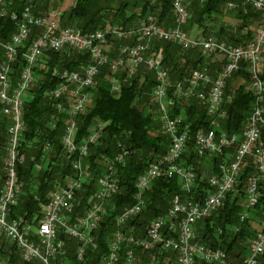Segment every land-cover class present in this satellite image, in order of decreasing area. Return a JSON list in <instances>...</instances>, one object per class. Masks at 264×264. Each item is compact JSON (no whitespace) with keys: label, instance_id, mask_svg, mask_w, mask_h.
Masks as SVG:
<instances>
[{"label":"trees","instance_id":"trees-1","mask_svg":"<svg viewBox=\"0 0 264 264\" xmlns=\"http://www.w3.org/2000/svg\"><path fill=\"white\" fill-rule=\"evenodd\" d=\"M51 1L8 0L6 5L9 12L19 13L26 5H30L35 13H43L50 7ZM85 1L76 0L67 19L64 20L63 18L62 23L69 25L70 21H75L76 27L82 32L93 31L106 26L104 25L106 21L96 20L98 13L80 19L88 14L85 10ZM224 2L225 0H205L203 2L188 0L190 13L188 20L196 23L203 34L206 31V27L203 25L205 18L215 19V15L222 13ZM123 6L113 11L114 19L112 21L117 22L123 28H128L133 25L131 24L132 19H136L137 15L135 13L123 14ZM140 10L142 16L152 11L156 13L159 23L168 27L173 25L172 0H157L154 5H151L149 0H145ZM234 11L236 12L235 17L241 20L240 23L234 28L220 24L216 35L221 40L233 45H240L250 39L249 25L259 22L262 18V12L240 6L236 7ZM109 23L114 22L110 21ZM16 28V21L11 20L9 16H0V43L8 41ZM41 30L38 27L32 28L28 40L19 46V53L12 67L14 77L24 63L22 53ZM151 51L159 60L158 64L164 70L165 77L171 84L167 89V106L170 115L181 116L182 125L189 127L190 134L179 164L186 167L192 166L196 172V178L190 191L182 189L181 179L176 175L172 177L161 176L154 179L150 187L144 192L145 204L142 212L129 218L121 226V230L125 234L134 236H144L148 222L155 216L164 214L175 196L181 200L192 199L201 202L211 189L207 179L202 174L204 158L210 155L212 170L216 173L219 162L230 160L237 146V144H232L220 154L210 152L203 155L197 154L195 132L200 127L210 128L211 118L207 115L206 103L194 97L186 100L183 97H178L174 93L172 83L183 81L185 76L202 62V55L199 52L198 54L196 50H185L175 43L164 40H154ZM115 53L116 50L112 57ZM2 60L3 49L0 45V62ZM88 60L87 53L48 50L43 53L34 68L35 78L30 89L34 97L23 107L24 129L18 147L24 159L22 163L17 164V171L23 182V188L15 206V213L24 214L29 220L36 217L35 213H39L40 204L47 201L48 192L53 185L62 183L72 171L70 158L66 156L61 143L67 115L56 113L52 107L54 100L47 95V90L58 82L59 77L54 72L57 73L64 69L80 71L82 66L88 63ZM214 63L211 60L209 62L212 66H215ZM111 74L108 64L100 68L92 86L88 88L89 102L76 116V143L81 142L96 123H102L103 129L100 138L90 145L89 153L83 159L84 165L90 170L91 177L87 183H84L82 189L76 192L72 215H80L88 205L97 187L98 177L107 168V162L115 163V157L119 151L118 143L129 149V153L125 157V164H118L117 167L120 191L106 202L105 216L93 232L96 247L87 250L82 261H77L74 251L77 248V241L60 234L59 237L63 239L66 246L65 258L70 264H103V258L108 252V243L117 228L114 221L116 215L134 203V181L136 177L144 171L149 162L164 154L169 146V138L160 131L159 105L153 97V91L157 84L155 72L147 69L145 65H141L132 76L121 73L119 75V89L116 92L111 89L109 82ZM244 78L247 79V73L243 65L227 81L221 106L225 111V116L215 128L217 133L221 131L239 135L242 133L254 101L253 93L243 83ZM237 79H241L242 83L233 88L232 84ZM146 107H148L147 112H145ZM8 121L4 116H0V157L6 144ZM53 123L54 126H52ZM261 142L264 144V129L261 131ZM46 144L49 145L48 150L44 149ZM45 153L49 162L47 161L48 164L42 170L36 171V165L42 162L41 157ZM252 174H255V169L252 160L249 158L248 164L242 169L239 176L238 192L226 194L224 201L215 213L195 224L193 240L209 247L222 248L228 255L229 264L241 263L250 239L259 229L257 221L262 217V210L264 209V183L261 180L258 183L257 204L246 219L240 220L245 201L246 181ZM37 216H40V213ZM236 227L238 230H235ZM9 249L12 248L9 247ZM129 250H133L136 255L135 264H145L151 259H155L157 264H177L173 251L159 247L149 251L141 250L126 241L119 245L116 264H123ZM0 253H2L1 250ZM10 260L17 264H38L36 261L21 262L14 252H12ZM59 261L54 259L53 262L60 264ZM197 264L213 263L197 260ZM260 264H264V256L260 257Z\"/></svg>","mask_w":264,"mask_h":264},{"label":"built area","instance_id":"built-area-1","mask_svg":"<svg viewBox=\"0 0 264 264\" xmlns=\"http://www.w3.org/2000/svg\"><path fill=\"white\" fill-rule=\"evenodd\" d=\"M2 2L4 0H0V3ZM241 2L262 11L264 15V0H241ZM227 5L232 7L234 4L228 2ZM174 10L178 25L168 31L157 25L154 16L151 15L128 30L111 25L82 32L75 28L60 27L57 22L60 12L55 10L49 11L47 15H38L32 11L30 6H25L18 14L12 13L11 17L16 21V31L8 41L0 43L3 49V60L0 62V113L6 118H10V123L7 126L8 142L4 148L0 166L2 170L0 175L2 182L0 189V250L2 251L0 264H17L10 260L12 253L6 248L7 244L12 245V252L16 253L20 261L54 264L51 258L55 254L66 253V246L63 239L59 237L60 234L77 241L76 258L82 260L87 250L96 247L93 232L100 222L101 200L119 189L117 182L108 177L109 174L106 173L105 176L99 178L98 187L89 205L80 215H72L75 194L82 189L83 180L88 175V171L82 169L80 162L74 161L73 167L76 176L68 180L66 184L58 185L52 191L34 230L30 227L31 222L25 217L10 215L9 206L15 204L20 194L21 182L18 177L17 164L22 163L24 159L23 155L19 154L17 147L18 139L24 129L22 117L24 102L22 99L25 95L19 96L18 92H24L30 86L32 69L37 59L48 50H72L89 53L91 63L84 66L81 71L60 72L58 87L50 91L51 95L62 97V93L70 90L69 113L73 117L87 102L88 93L85 89L92 84L99 66L107 62L105 48L108 41L120 40V55L111 64L112 72L122 69L127 76H132L140 64L145 63L149 69L155 72L158 83L153 93L160 103V99L167 97V89L171 84L166 79L165 72L160 68L158 61L151 56H146L151 40L153 38L170 40L179 43L184 48L199 44L197 41L187 39L180 27L188 18V11L183 0L174 1ZM37 27L42 30L30 41L24 52V63L18 82L19 89L15 91L16 95H14L15 93L10 95L9 71L11 63L18 55L17 46L25 43L32 28ZM132 39H135V42L128 43V40ZM252 40L248 46L242 47L229 45L212 37L204 38V42H200V44L207 51L224 53L226 62L214 77L209 75L206 67L199 71L195 70L189 80V86L185 87L188 95L194 94L206 103L207 115L211 118L213 126L225 116V111L221 106L227 80L231 78L234 71L239 69L242 61L248 63L251 71L250 82L255 99L241 135L229 134L225 131L216 133L215 127L212 126L207 129L200 127L196 131L199 155L206 152L220 154L227 146L237 144L231 159L221 161L218 171L209 176V185L212 189L201 202L181 201L179 198H173L167 211L156 216L147 224L144 236H125L123 232H115L114 238L109 243V254L104 257V264L117 263L118 248L124 241L141 250L149 251L159 247L173 251L178 264H197V260L213 264H228L226 253L222 248H213L193 241V234L197 220L216 212L226 194L238 192L239 176L242 169L248 164L249 158L252 160L255 174L250 175L246 181L245 201L240 214L241 221L249 216L258 202L259 181L264 183V144L261 142V131L264 129V79L260 75L264 56V22L253 32ZM111 83L112 90L118 91L120 85L118 79L112 78ZM198 84L201 85V88L193 89ZM181 90L182 87L178 84L176 91ZM55 104L59 109L65 110L64 104L62 105L60 101ZM164 106L162 103L161 119L164 131L172 137V146L161 161L150 163L144 173L138 176L136 179L137 199L118 217V222L125 221L140 212L145 203L142 192L152 184L155 178L162 175L167 177L178 175L186 190H189L195 181L194 168L178 163V159L185 149L189 128L187 125L186 128L178 127L177 119L171 117ZM74 130L75 120L70 119L62 137V143L69 154L74 153L76 149L73 142ZM99 135L100 127L81 144L83 154L87 152V143L94 141ZM180 214L184 216L181 217ZM258 225L259 229L250 239L246 254L240 264H259L260 257L264 256V209ZM235 230L238 228L236 227ZM2 238L3 241H1ZM136 261L135 253L133 250H129L123 264H135ZM145 264H156V260L151 259Z\"/></svg>","mask_w":264,"mask_h":264},{"label":"rangeland","instance_id":"rangeland-1","mask_svg":"<svg viewBox=\"0 0 264 264\" xmlns=\"http://www.w3.org/2000/svg\"><path fill=\"white\" fill-rule=\"evenodd\" d=\"M75 1L76 0H52L51 2H50V4H49V8L46 10V11H43V13H36V14H38V15H47V13L49 12V11H51V10H55V11H57V12H60V16H59V18L57 19V22H58V25L60 26V27H69V26H71L70 28H75V29H79V28H77L76 26V22L75 21H70V24L69 25H64L63 23H62V19L64 18V20L65 19H67V16H68V13L70 12V9H71V7L75 4ZM144 1L145 0H86L85 1V10H86V12L88 13L87 15H85L84 16V18H80V19H85V18H88V16L90 15V14H94V13H98V14H96V20H102V21H106L105 22V24L104 25H106V26H104V27H102V28H105V27H107V26H111V25H117V26H119L120 28H123V27H121L117 22H115V21H112L113 19H114V17L112 16V14H113V11H116L117 9H119L120 8V6H122V5H124L123 6V10H124V12H123V14H125V15H130L131 13H135L136 15H137V18L136 19H132V22H131V24H133L132 26H130V27H128V28H123V29H126V30H128V29H130V28H132V27H135L136 25H138L140 22H142L143 20H145V19H147V16L148 15H151V16H154V18H155V22L157 23V25H159L160 27H162L163 29H165V30H170V29H172V28H175L178 24H177V21H176V13H175V10H174V1L175 0H172V9H173V14H174V19H173V25L172 26H165V25H163V24H161V23H159V21H158V19H157V15H156V13H154V12H149V13H145V14H143V16L142 15H140V13H141V7H142V5H143V3H144ZM150 1V4L151 5H154V4H156L157 3V0H149ZM199 2H203V1H205V0H198ZM27 2H28V0H27ZM183 2H184V4H185V6H186V8H187V11H188V18H187V20H186V22L184 23V24H182L180 27H181V29H182V31H183V34H184V36L187 38V39H189V40H192V41H197V42H199V44H197V45H195V46H192V47H188V48H184L182 45H180L179 43H177V42H174V41H170V40H165V39H162V40H164V41H169V42H172V43H175V44H177V45H179L182 49H185V50H196L197 51V53L199 52L201 55H202V57H203V60H202V62L201 63H199L198 64V66H196L195 68H193L190 72H189V74L187 75V76H185L186 78H184V80L183 81H179V82H177V83H172V86H173V89H174V93L178 96V97H183L184 98V100H186V99H190V98H192V97H194V98H197L198 99V97H196L194 94H190V95H188L187 94V92H186V90H185V87L188 85L189 86V80H190V78H191V76L194 74L193 72L196 70V71H199V70H202L203 68H205L206 67V69H207V72L209 73V75L210 76H216V74L219 72V70H220V68H221V66H223V64H224V62H226V57H225V54L224 53H222V52H216V51H207L201 44H200V42L202 43V42H204V38H208V37H212V38H214V39H217L218 41H224V40H221V39H219L218 37H217V31H218V27H219V25L220 24H223L224 26H226V27H228V28H234V27H236L239 23H240V21L241 20H239V19H237L236 17H235V11H234V9L236 8V7H238V6H240V7H248V8H250V9H253L252 7H250L249 5H247V4H243L242 2H241V0H225V2H224V6H223V9H222V13H220L219 15H215V19H213V20H209V17H207V18H205V20H204V26L206 27V31H205V33H201V28H199L198 27V25H196V23H194V22H192L191 20L189 21L188 19H189V17H190V13H189V10H188V0H183ZM228 2H233V6L232 7H229L228 5H227V3ZM6 3H8V0H4V2H2V3H0V16H9L10 17V19L11 20H13L12 19V17H11V15H12V13H17V12H15V11H10L9 12V8L7 7V5H6ZM245 5V6H244ZM26 6H30V5H26ZM31 7V6H30ZM32 8V7H31ZM253 10H256V9H253ZM32 11H33V9H32ZM256 11H260V10H256ZM34 12V11H33ZM262 12V11H261ZM35 13V12H34ZM18 14V13H17ZM262 18H263V20H262ZM262 18H261V20L259 21V22H256L255 24L253 23L252 25H249V30H250V32H251V37H250V39L247 41V42H245L244 44H240V45H234V46H242V47H244V46H248L250 43H252V35H253V32L257 29V28H259V27H261L262 25H263V22H264V15L262 14ZM114 22V23H109V22ZM98 29H101V28H98ZM80 30V29H79ZM96 30V29H95ZM245 31H246V29H245ZM244 31V32H245ZM38 35V34H37ZM29 38V37H28ZM34 39V38H33ZM28 40V39H27ZM154 40H158V39H152L151 40V43H150V47H149V49L147 50V52H146V56L147 57H152V58H154L156 61H159L158 59H157V57H155L154 56V54L152 53V51H151V49H152V43H153V41ZM135 42V39H132V40H128V43H134ZM226 44H229V45H233V44H231V43H229V42H227V41H224ZM121 44V41L120 40H117V39H113L112 41H108V45H107V47L105 48L106 50H105V53L107 54V57H108V59H107V62H105V63H103L102 65H100L99 66V68H98V73H99V71H100V68L102 67V66H104V65H109V67H110V71H111V77H110V80H109V82H110V84H112L111 83V81H112V78H117L118 79V81L120 82V79H119V75L121 74V73H124V74H126V72L123 70L122 71V69L121 70H119V71H113L112 72V70H111V64H112V62L120 55V50H119V45ZM20 45H22V44H20ZM20 45H18L17 46V49L19 50V46ZM27 48H28V46H27ZM116 50V53L114 54V56L112 57V54H113V52ZM26 51V50H25ZM24 51V52H25ZM61 51H64V50H61ZM69 51H72V50H69ZM24 52L22 53V55H23V58H24ZM72 52H76V51H72ZM18 53H19V51H18ZM76 53H87V52H76ZM198 53V54H199ZM88 54V56H89V60H88V63L86 64V65H88L89 63H91V59H90V55H89V53H87ZM196 54V53H195ZM197 54V55H198ZM43 55V54H42ZM41 55V56H42ZM40 56V57H41ZM40 57L37 59V61H36V63H35V65L33 66V69H32V80H31V83H30V86H28V88H26L25 89V91L23 92H18V95L20 96H24V98L22 99V101L24 102L23 103V105H22V117H23V107H24V104L25 103H27V102H29V101H31V100H33V97H34V95H33V93L30 91V89H31V85H32V83H33V80H34V78H35V74H34V68H35V66L37 65V62H38V60L40 59ZM205 59V60H204ZM206 60H209V61H206ZM210 60L212 61V62H215L214 64H215V66H212V65H210L209 64V62H210ZM15 61H16V59L11 63V65H10V71H9V78H10V84H11V91H10V95H12V94H14L15 93V91L17 90V89H19V86H18V82H19V80H20V75H21V72H22V66H23V64L21 65V67H20V69H19V72H18V74L16 75V77H14L13 75H12V71H13V65H14V63H15ZM2 62V61H1ZM86 65H84V66H86ZM141 65H145L146 67H147V65L145 64V63H142V64H140V66ZM244 65V68H245V72L247 73V79H245L244 78V81H243V83H245V85H246V87L253 93V95H254V99H255V94H254V92H253V90H252V88H251V82H250V73H251V71H250V69H249V66H248V63L246 62V61H242L241 63H240V67H239V69L238 70H236V71H234L233 73H232V75H231V78H232V76H233V74L235 73V72H237V71H239L241 68H242V66ZM84 66H82V68L84 67ZM139 66V67H140ZM82 68L80 69V71L82 70ZM261 69H260V75H261V77L264 79V56H263V59H262V66L260 67ZM147 69H149L148 67H147ZM149 70H151V69H149ZM63 71H77V70H67V69H64V70H62V71H59V72H54V74L56 75V76H58L59 77V79H58V82L53 86V87H51L50 89H48L47 90V95L50 97V98H52L54 101H53V103H52V107L55 109V111H56V113L57 114H66L67 115V117H66V124H65V127H66V125H68L69 123H70V119H74L75 120V130H74V132H73V142H74V144L76 145V149H75V151H74V153H72V154H69L67 151H66V149H65V147H64V145H63V143H62V137H63V135H62V137H61V143H62V146H63V150H64V152H65V154H66V156L67 157H69L70 158V167H71V174L70 175H68L66 178H65V180L62 182V183H60V184H54L53 185V187L50 189V191L48 192V195H47V201H48V199H49V197H50V194L52 193V191L58 186V185H64V184H66L67 182H68V180H70L71 178H73V177H75L76 176V172H75V169H74V167H73V162L74 161H79L80 162V164H81V167H82V169H84V170H86V171H88V175H87V178H85L83 181V184L84 183H87V181L89 180V178L91 177V173H90V170L89 169H87L86 168V166L84 165V163H83V159L88 155V153H89V149H90V145L91 144H94L99 138H100V136H101V133H102V129H103V124L102 123H96L95 124V126H94V128L91 130V132L81 141V142H79V143H76L75 142V132H76V116L78 115V113H80L83 109H84V107L86 106V104L89 102V99H90V95H89V91H88V88L89 87H91L92 86V84H93V81H94V78L98 75V73L94 76V78H93V81H92V84L90 85V86H88L86 89H85V91L88 93L87 95H88V100H87V102L85 103V105L83 106V108L80 110V111H78L73 117H72V115L69 113V109H70V90H67L66 92H64V93H62L61 95H62V97H55L54 95H51L50 94V91L52 90H55L57 87H58V85H59V83H60V74L63 72ZM61 72V73H60ZM137 72V71H136ZM135 72V73H136ZM134 73V74H135ZM193 73V74H192ZM156 76V75H155ZM231 78H229L227 81H229ZM157 80V79H156ZM247 80V81H246ZM235 82H237V83H235ZM157 83H158V80H157ZM240 83H242V80L241 79H237V80H235L234 82H233V84H232V86H233V88H235L238 84H240ZM180 85L181 87H182V90L181 91H176V86L177 85ZM200 84V83H199ZM198 84V85H199ZM226 84H227V82H226ZM226 84H225V87H226ZM14 85H16L15 87H14ZM196 85V86H194V88L193 89H195V90H198V89H200L201 88V85ZM112 89V88H111ZM224 90H225V88H224ZM17 93H15L14 95H16ZM13 95V96H14ZM69 97V98H68ZM153 97H154V100L158 103V105H159V122H160V131H161V133L162 134H164V135H166L168 138H169V146H168V148H167V151L164 153V154H162L161 156H159L157 159H155V160H153V161H151V162H149V164L150 163H155V162H159V161H161L165 156H166V154L168 153V151H169V148L172 146V144H171V142H172V137L170 136V134L169 133H166L165 131H164V129H163V121H162V119H161V111H162V109H161V106H162V103H163V106L164 105H166V106H164V107H166L167 108V111H168V113H169V115H170V112H169V107L167 106L168 104V102H167V97L166 98H163V99H160V103H159V100H157L156 98H155V96H154V93H153ZM57 101H60V103L63 105L64 104V108H65V110H61V109H59L57 106H56V102ZM55 104V105H54ZM146 109V108H145ZM252 109V108H251ZM147 110H148V107H147ZM251 112V111H250ZM250 114V113H249ZM0 116H3L1 113H0ZM171 116V115H170ZM249 116V115H248ZM5 117V116H4ZM171 117H174V118H176L177 120L176 121H178L176 124H177V126L178 127H180V128H186V125H182V117L181 116H171ZM6 118V117H5ZM248 118V117H247ZM7 120H9L8 121V123H7V125H6V132H7V126L9 125V123H10V118L8 119L7 118ZM246 121H247V119H246ZM245 124H246V122H245ZM52 126H54V123L52 124ZM212 125H211V122H210V127H211ZM217 126H218V124H216V125H213L212 127H215V128H217ZM99 127H100V135L94 140V141H92V142H88L87 143V152L85 153V154H83L82 153V149H81V144L83 143V142H85L86 140H87V138H88V136L89 135H91L94 131H96L97 129H99ZM189 128V127H188ZM206 129V128H205ZM64 130H65V128H64ZM179 130H181V129H179ZM216 131V130H215ZM217 133V132H216ZM218 133H220V132H218ZM63 134H64V132H63ZM189 134H190V132H189ZM189 134L187 135V137H186V140H185V143L187 142V140H188V137H189ZM20 137H21V135H20ZM20 137H19V139H20ZM194 138H195V142H196V151H197V154H198V149H197V139H196V132H195V135H194ZM19 139H18V145H19ZM7 142H8V133H7V135H6V144H5V146L7 145ZM118 146H119V151H118V153H117V155H116V157H115V163H108L107 162V164H106V166H107V168H106V170L103 172V173H101V175L98 177V179H97V187H98V180H99V178L100 177H103V176H105V174L107 173V174H109L108 175V177H110V178H112L113 180H115V182H117V185H118V190L117 191H115V192H113V193H111L110 195H108V196H106L104 199H102L101 200V205H102V214H101V216H100V221L102 220V218H104V216H105V213H106V208H105V204H106V202L107 201H109L110 200V198L111 197H113V195H115V194H117L119 191H120V187H119V184H118V179H117V167H118V164L119 165H124L125 164V157L128 155V153H129V149H127L123 144H121V143H118ZM186 146V145H185ZM229 146H231V145H229ZM228 147V146H227ZM226 147V148H227ZM4 148L5 147H3V154H2V156L0 157V166H1V163H2V158H3V155H4ZM225 148V149H226ZM17 149H18V151H19V147H17ZM44 149L45 150H48L49 149V145L48 144H46L45 146H44ZM185 150V149H184ZM210 153H213V154H219V153H217V152H210ZM19 154H20V151H19ZM199 155V154H198ZM182 156V155H181ZM24 157V156H23ZM181 158V157H180ZM180 158L178 159V163H179V160H180ZM41 159H42V162H39L37 165H36V171H39V170H42L43 168H44V166L46 165V164H48V162H49V159H48V156H46V153H45V155H42V157H41ZM48 161V162H47ZM163 163H166V162H163ZM220 163V162H219ZM149 164L147 165V167L149 166ZM219 165V164H218ZM147 167L144 169V171L147 169ZM186 167V166H185ZM188 167V166H187ZM105 169V168H104ZM144 171L143 172H141L139 175H141L142 173H144ZM1 173H2V170H1V167H0V175H1ZM212 173H214L213 172V170H212V161H211V159H210V155L208 156H206L205 158H204V160H203V164H202V174L205 176V178L207 179V182H208V184H209V176L210 175H212ZM138 175V176H139ZM138 176L136 177V179L138 178ZM162 176H164V177H167V176H165V175H162ZM174 176V175H173ZM176 176H178V175H176ZM19 177V176H18ZM161 177V176H160ZM172 177V176H171ZM178 177H180V176H178ZM136 179H135V181H134V187H135V193H134V203H135V201H136V194H137V189H136ZM156 179V178H155ZM180 179H181V177H180ZM19 180H20V182H21V186H20V194H21V192H22V188H23V182L21 181V179H20V177H19ZM154 181V180H153ZM0 182H1V180H0ZM2 182L0 183V189H1V187H2ZM194 184V183H193ZM193 184H192V186H193ZM84 186V185H83ZM210 186V185H209ZM97 187H96V189H97ZM150 187V186H149ZM148 187V188H149ZM181 187H182V189L184 190V191H190V189L189 190H186V189H184L183 188V186H182V181H181ZM211 187V186H210ZM147 188V189H148ZM96 189H95V191H94V194H95V192H96ZM147 189H145L143 192H142V196H143V198H144V192L147 190ZM211 189H212V187H211ZM210 189V190H211ZM20 194H19V197H20ZM94 194L92 195V198H93V196H94ZM19 197L16 199V202H15V204H11L10 206H9V211H10V215L12 216V217H25L26 219H28L27 217H26V215H24V214H20V213H15V206H16V204H17V202H18V199H19ZM176 198H179V197H177V196H175ZM174 197V198H175ZM76 198V197H75ZM92 198L90 199V201L92 200ZM180 199V198H179ZM181 200V199H180ZM186 200H190V201H194V200H192V199H185V200H181V201H186ZM46 201V202H47ZM90 201H89V203H90ZM172 201V200H171ZM171 201H170V204H171ZM46 202L45 203H41L40 204V209H39V213H40V216H37L38 214L37 213H35V216L36 217H34L32 220H29V222H31L30 223V227H32V229L34 230L35 228H36V224H37V221H38V219L42 216V213H43V211H44V206H45V204H46ZM74 202H75V200H74ZM194 202H196V201H194ZM89 203H88V205H89ZM145 204V203H144ZM87 205V206H88ZM86 206V207H87ZM85 207V208H86ZM84 208V209H85ZM129 207H127V208H125L122 212H120L118 215H116V217H115V219H114V221H115V224H116V230L113 232V236H112V238L110 239V241H112V239L114 238V233L115 232H123L122 230H121V226L124 224V222L126 221H121V222H118L117 221V219H118V217L126 210V209H128ZM169 208V207H168ZM84 209H83V211H84ZM142 209H143V207H142ZM142 209L140 210V212L139 213H137V214H135L134 216H136V215H138V214H140L141 212H142ZM215 213V212H214ZM213 214V213H212ZM211 214V215H212ZM134 216H131V217H134ZM180 216L181 217H183L184 215L183 214H180ZM210 216V215H209ZM209 216H205L204 218H206V217H209ZM131 217H129V218H131ZM156 217V216H155ZM154 217V218H155ZM128 218V219H129ZM127 219V220H128ZM153 219V218H152ZM151 219V220H152ZM201 219H203V218H201ZM201 219H199V220H201ZM260 219V218H259ZM259 219H258V221H259ZM150 220V221H151ZM199 220H197L196 222H195V224L199 221ZM149 221V222H150ZM257 221V222H258ZM148 222V223H149ZM100 223V222H99ZM99 223H98V225H99ZM147 226V225H146ZM98 228V227H97ZM96 228V229H97ZM96 229H94V230H96ZM194 230H195V226H194ZM124 233V232H123ZM124 235L125 236H128V235H132V234H125L124 233ZM134 236V235H133ZM193 236H194V234H193ZM94 237H95V235H94ZM135 237H140V236H135ZM4 239L2 238V240L1 241H3ZM110 241H109V243H110ZM193 241H195V240H193ZM199 242V241H198ZM250 242V241H249ZM109 243H108V252L105 254V256H107L108 254H109ZM201 243V242H200ZM9 247L10 248H12V245H9V244H7L6 245V248L8 249V250H10L11 251V253H12V249H9ZM70 247V246H69ZM69 247H67V249H69ZM75 251V258H76V251H77V248L74 250ZM226 253V252H225ZM104 256V257H105ZM226 256H228L227 254H226ZM66 257V253L65 254H55L52 258H51V261L53 262L54 261V259H56V260H60L59 262H60V264H70L69 263V261H68V259H66L65 258ZM84 259V258H83ZM82 259V260H83ZM76 260L77 261H82V260H78L77 258H76ZM103 261H104V258H103ZM177 261V260H176ZM21 262H23V261H21ZM32 262H35V261H32ZM54 264H58V263H55V262H53ZM227 263L229 264V261H228V257H227ZM103 264H104V262H103ZM157 264V263H156ZM178 264V263H177ZM259 264H260V262H259Z\"/></svg>","mask_w":264,"mask_h":264},{"label":"water","instance_id":"water-1","mask_svg":"<svg viewBox=\"0 0 264 264\" xmlns=\"http://www.w3.org/2000/svg\"><path fill=\"white\" fill-rule=\"evenodd\" d=\"M145 112H147V107H146V109H145Z\"/></svg>","mask_w":264,"mask_h":264},{"label":"bare ground","instance_id":"bare-ground-1","mask_svg":"<svg viewBox=\"0 0 264 264\" xmlns=\"http://www.w3.org/2000/svg\"><path fill=\"white\" fill-rule=\"evenodd\" d=\"M245 6V5H244ZM262 20H263V18H262ZM15 23V22H14Z\"/></svg>","mask_w":264,"mask_h":264}]
</instances>
